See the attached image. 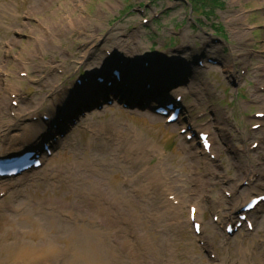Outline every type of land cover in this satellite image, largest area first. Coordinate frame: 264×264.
<instances>
[{"label": "rangeland", "instance_id": "1", "mask_svg": "<svg viewBox=\"0 0 264 264\" xmlns=\"http://www.w3.org/2000/svg\"><path fill=\"white\" fill-rule=\"evenodd\" d=\"M221 3L204 18L184 0H0V86L18 92L23 109L56 114L60 108L50 85L68 89L76 79L107 72L111 53L118 57L110 63L126 60L132 76L117 86L124 88L119 97L146 95L141 77L154 75L137 77L132 66H141L144 58L164 62L156 87L170 85L166 97H183L181 125L167 127L149 112L121 107L112 90L94 92L90 104L106 94L113 105L102 100L98 109L93 103L76 124L64 122L68 130L54 146L47 144L51 153L42 157L40 170L0 181L7 193L0 201V241L7 243L14 231L33 230L37 225L27 218L38 216L54 219V227L63 226L69 237L75 225L60 208L87 215L95 200L110 208L118 199L125 201L128 216L139 219L137 231L124 224L119 226L126 232L105 235L119 264H264V205L249 216L252 231L242 226L226 235L212 221L224 211L235 223L240 209L235 203L264 193V0ZM25 56L33 59L25 62L21 77L16 68ZM198 57L217 65L199 70ZM1 97L9 109L1 112L0 137L11 149L18 148L13 136L42 133L28 116L7 129L16 115L14 95ZM256 113L263 118L255 119ZM254 125L259 129L252 130ZM182 126L209 135L214 159L202 154L197 141L185 142ZM168 194L177 198L172 207ZM195 201L200 237L188 224ZM93 221L103 233L102 228H116L101 217ZM6 257L0 253V264Z\"/></svg>", "mask_w": 264, "mask_h": 264}, {"label": "bare ground", "instance_id": "2", "mask_svg": "<svg viewBox=\"0 0 264 264\" xmlns=\"http://www.w3.org/2000/svg\"><path fill=\"white\" fill-rule=\"evenodd\" d=\"M38 47H42V43L40 41H38ZM34 56L37 57L38 55L36 54ZM32 59L33 57L30 58L29 56H25L22 59V66L17 67L16 69L19 70V72H26L27 68L25 66V62H31ZM41 61L44 62L43 57L41 58ZM110 62V59H106L105 65L113 67L115 65V62L114 64L113 62ZM53 68L54 67H51V69ZM161 71L162 70H157L156 73L159 74L161 73ZM124 75L125 78L128 77L127 74ZM91 81H93L92 78H90L86 83H83L81 88H77V85H74L72 87H69L68 89H64L63 87H61V85L54 83L50 85L49 94L52 97V101L57 102L60 108H66L70 106L71 100L76 99L79 95L82 94L81 91L87 90L91 86H94V84L91 85ZM13 90L14 89L12 87L0 86V125L2 124L1 112L9 109L5 104H3V102H1V95L4 92H9L11 95H15L16 98L14 100H18L17 107L11 109V111L16 112L15 118L9 120L6 127L7 129L12 128L15 121L20 117H33L35 116V113L33 112H36L33 111L34 109L31 107H25L23 109L21 106L22 101L18 99L20 97L18 96L17 92ZM37 128L39 129V131H42V133H44L43 136H39L41 134L31 135L32 133L23 132L20 136L15 135L12 137L13 141L18 142V144L16 145V147L18 148L11 149L12 147L5 143L4 138L0 137V156L15 154L23 151L26 146L34 145L36 140L39 138H43V142H47V144L48 142L52 144L53 139L60 138L63 134H57L55 132H52L51 134L48 133L47 131H45L47 130L46 124L42 123L41 120L37 123ZM179 130H182V128H180ZM37 136H39V138ZM262 175L260 174V176ZM250 177L251 176H249L248 178ZM13 180L16 179L13 178L9 181ZM99 196L102 197L101 195ZM248 198L249 197L244 198V203H242L243 200L237 201L235 205L238 208L243 206L244 204H246L245 202ZM95 201H97L94 205L95 209L90 206V208L87 209V215H76L66 208H60V211H64L71 222L75 225V229L71 231V235L69 237H65L63 232L65 231V228L63 226H58L57 228L54 227V219L50 220V218L46 216H38L36 219L27 218V220L31 221L33 225L36 224L37 227L35 226V228L31 231H14L7 239V243H3L2 240L0 241V243H2L0 245V253H7L5 264H119V256L113 246L109 244L108 239L105 235L108 233H112L114 236H118L119 233L126 232L127 228L119 226L124 224L129 225V228L137 231L138 229L136 225L138 224L139 219L136 215L135 217L128 216L129 214L125 212V201L123 200H112L113 204L112 206H110L111 209L107 206L105 208V204H103L104 201ZM197 203L198 202L195 201L193 203V206H195ZM104 210L106 211V214L108 216L105 214ZM224 215L225 214L223 212L218 213V220L221 224H223L225 221ZM100 216L102 221H111L112 227L116 226L113 232H109L104 228H102L105 231L104 233L102 231L94 229L97 226L95 224L96 221L93 220L100 218ZM160 218L161 217H158V220H160ZM197 218H200V214H198L196 219ZM173 219L174 221H176L175 218ZM62 221V225H64L65 221ZM78 221H80L81 223L78 224ZM50 224L53 225L51 232L47 231V228ZM224 263L233 264L232 262H230V260H226L224 261Z\"/></svg>", "mask_w": 264, "mask_h": 264}, {"label": "trees", "instance_id": "3", "mask_svg": "<svg viewBox=\"0 0 264 264\" xmlns=\"http://www.w3.org/2000/svg\"><path fill=\"white\" fill-rule=\"evenodd\" d=\"M188 1L191 3L193 9L196 12L200 11V13L203 14L204 16L210 15V11H208V9L212 8L213 10H215L216 8H220L223 6L220 0H188Z\"/></svg>", "mask_w": 264, "mask_h": 264}]
</instances>
